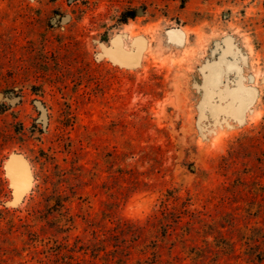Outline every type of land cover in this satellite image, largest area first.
Listing matches in <instances>:
<instances>
[{
    "label": "rangeland",
    "instance_id": "rangeland-1",
    "mask_svg": "<svg viewBox=\"0 0 264 264\" xmlns=\"http://www.w3.org/2000/svg\"><path fill=\"white\" fill-rule=\"evenodd\" d=\"M0 264H264V0H0Z\"/></svg>",
    "mask_w": 264,
    "mask_h": 264
},
{
    "label": "snow or ice",
    "instance_id": "snow-or-ice-1",
    "mask_svg": "<svg viewBox=\"0 0 264 264\" xmlns=\"http://www.w3.org/2000/svg\"><path fill=\"white\" fill-rule=\"evenodd\" d=\"M248 91H253V90H248Z\"/></svg>",
    "mask_w": 264,
    "mask_h": 264
}]
</instances>
